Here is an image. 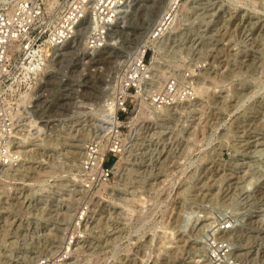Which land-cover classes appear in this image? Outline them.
I'll return each instance as SVG.
<instances>
[{
    "label": "rangeland",
    "instance_id": "obj_1",
    "mask_svg": "<svg viewBox=\"0 0 264 264\" xmlns=\"http://www.w3.org/2000/svg\"><path fill=\"white\" fill-rule=\"evenodd\" d=\"M185 1L169 28L175 40L151 65L160 82L189 73L190 94L146 103L147 116L131 123L132 111L119 119L128 144L101 187L81 186L80 154L137 40L114 38L86 65L61 66L54 131L28 128L14 147L34 148L35 162L15 161L14 148L0 168L14 164L18 188L0 181V264L63 253L59 264H193L201 243L181 240L227 219L240 250L264 255V138L256 129L264 130V0H181L179 8ZM139 101L129 102L136 109ZM31 141L38 145L21 146Z\"/></svg>",
    "mask_w": 264,
    "mask_h": 264
},
{
    "label": "built area",
    "instance_id": "obj_2",
    "mask_svg": "<svg viewBox=\"0 0 264 264\" xmlns=\"http://www.w3.org/2000/svg\"><path fill=\"white\" fill-rule=\"evenodd\" d=\"M180 1L170 0L156 22L145 27L143 41L140 37L128 54L118 84L102 99L93 136L84 142L80 154L84 189L106 184L116 158L126 148V122L119 123V119L125 121L134 109L129 101L139 98L152 108L163 107L190 94L189 73L167 75L160 82L151 65L153 55L165 50L169 39L175 40L168 31ZM138 2L0 0V168L31 124H39L40 133L54 131L61 110V66L66 61L86 65L92 57L103 55L117 31L124 29L125 16L140 7ZM110 108L116 109L115 115L109 113ZM108 156L113 158L109 165ZM235 228L227 219L200 231L198 264H264V255L250 256L239 249L240 240L231 234ZM63 254L38 255L24 264H59L66 257Z\"/></svg>",
    "mask_w": 264,
    "mask_h": 264
},
{
    "label": "bare ground",
    "instance_id": "obj_3",
    "mask_svg": "<svg viewBox=\"0 0 264 264\" xmlns=\"http://www.w3.org/2000/svg\"><path fill=\"white\" fill-rule=\"evenodd\" d=\"M169 2V1H168ZM167 2V3H168ZM166 0H139L138 2V6L140 5V7L137 9H133L130 11V13L125 16V18L123 19V26H124V29H120L117 31V34L114 35V37H117L116 39H123V40H128L130 38H133L135 40H140V37L143 41V31L146 29L145 27H147V25H151L152 23H155L156 20L159 18L160 14L162 13L161 11H163V9L166 8ZM165 4V5H164ZM182 7L181 8H178L177 10H175L174 12V17L176 15V20H178V17L179 15L181 14V12H183V10L186 9V1L182 3ZM164 6V7H163ZM175 21H174V24H175ZM144 24H146V26H144ZM176 26V25H175ZM175 26H172L171 28H175ZM169 32V31H168ZM199 38V37H198ZM197 38V39H198ZM179 39V38H178ZM111 43L113 42L112 40L110 41ZM155 48V47H154ZM216 55V54H215ZM201 88V87H200ZM191 90V89H190ZM192 91V90H191ZM197 92V91H196ZM190 93V92H189ZM145 109H148V105L146 104V102L144 101H139V105L137 106L136 109H133L132 112H131V117L129 119V123L133 122L134 120H138V118L140 116H147V112H145ZM109 113H116V109L115 108H110L109 109ZM120 123V122H119ZM93 124V123H92ZM32 127L31 130L33 131L34 134H37L38 133V129L39 128H36L35 127V124H31ZM258 129L259 131L257 132L258 134H261L260 137L261 138H264V130H262L261 128H256ZM32 133V132H31ZM25 135V134H24ZM23 135V136H24ZM30 135V134H29ZM33 135V134H32ZM34 136V135H33ZM255 136V135H254ZM25 137V136H24ZM36 138V136H35ZM22 139V138H21ZM40 138H36V141H38ZM33 141V140H32ZM27 142L25 144H22L21 146H29V145H38L37 143H34V142ZM252 142L250 141H247V145L248 144H256V145H260L261 143L259 142V140H251ZM37 148V147H35ZM39 148V147H38ZM15 152L16 155V160L18 161H22V160H26V162H35L33 160H29V157L32 156L31 152H34V148H29V149H19L18 150L16 149V151H13ZM253 152H257V150L253 151ZM259 152V151H258ZM256 154V153H255ZM117 164H118V160L116 161L115 165L113 166V169L117 167ZM14 164H11L10 166H8L7 168H5L4 171H2L3 169H1L0 171V181H1V184L3 185H9L11 184V186H8L9 189H11V192L14 193L15 189L17 188L16 186H12L13 184L17 183V182H13L11 181V179H13L15 177V174L11 173L10 172V169L12 168ZM17 165V164H16ZM13 177V178H12ZM241 177V176H240ZM231 178H236V177H231ZM237 179V178H236ZM233 180V179H232ZM22 181V180H21ZM233 182V181H232ZM231 184H234V183H237L236 181L233 182ZM230 185V184H229ZM108 187V186H107ZM111 187V186H109ZM18 189V188H17ZM232 189V188H231ZM262 193H264V189H262L261 191ZM38 195V194H37ZM130 199V198H129ZM183 213V212H182ZM258 214V213H257ZM264 214V213H262ZM186 219V218H185ZM262 221V220H261ZM8 222V221H7ZM11 222V221H10ZM43 222V221H42ZM11 225V223H10ZM20 225V223H19ZM204 227V225H202ZM253 227V226H251ZM257 228V227H255ZM200 229V228H199ZM203 229H201L202 231ZM257 230V229H256ZM255 229H254V233H255ZM260 233V232H259ZM188 234V233H187ZM193 234V233H192ZM200 235V233L198 232H195L193 235H194V238H191L189 240H186V239H183L181 241H187V242H192V243H195V244H200L201 243V239H199L197 236ZM189 235V234H188ZM192 235V237H193ZM190 236V235H189ZM253 236V235H252ZM187 237V236H186ZM259 237V236H258ZM256 238V235L251 237L250 240H252V244L254 243V240ZM257 240V239H256ZM257 241H260L259 243L257 242V245L259 247L258 250L262 253H264V235L260 236V238H258ZM248 243V242H247ZM246 243V244H247ZM195 248V247H193ZM201 248V247H200ZM199 249V248H196V250ZM256 254V252H255ZM31 258H29L30 260ZM28 260V261H29ZM31 261V260H30ZM29 261V262H30ZM191 263L192 262H199V260H196V259H193L190 261ZM193 263V264H194Z\"/></svg>",
    "mask_w": 264,
    "mask_h": 264
}]
</instances>
